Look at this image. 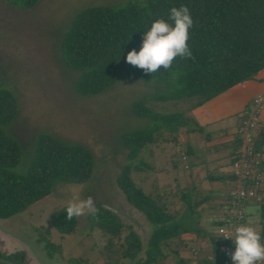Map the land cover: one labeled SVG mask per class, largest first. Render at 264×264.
Instances as JSON below:
<instances>
[{
    "label": "trees",
    "instance_id": "trees-1",
    "mask_svg": "<svg viewBox=\"0 0 264 264\" xmlns=\"http://www.w3.org/2000/svg\"><path fill=\"white\" fill-rule=\"evenodd\" d=\"M5 1L19 10H29L39 0ZM182 5L190 9L194 21L189 30L193 58L177 57L171 69L161 68L148 74L129 64L127 55L132 50L139 53L144 34L152 23L161 18L173 23L168 20L170 10ZM60 49L63 62L78 73L74 89L80 96H96L124 79L155 88L153 93L132 104V112L146 120L142 130L122 135L129 159L115 180L127 203L148 223L149 234L142 241L132 227L122 223L118 213L95 205L96 214L88 213L86 218L88 231L99 233L105 240L98 256L106 264H159L166 258L174 260V257L177 259L173 264H221V251L226 243L219 236L211 232L203 234L199 229L201 211L197 210H201L208 196L191 204L187 193H184L185 205L181 211L168 212L157 187L145 192L131 179L132 171L140 170L141 165L146 164L140 160L139 164L130 163L141 151L149 150V146L159 140L169 142L193 132L201 134L206 141L211 139L193 117H184L178 112H154L146 106V102L189 101L193 103L192 111L229 89L255 80L264 69V0H145L143 3L129 2L116 6H88L70 20L61 38ZM249 106L239 118L237 130L232 134L233 140L222 142L224 147L231 149L227 164L239 156L241 139L237 131L246 118ZM16 111L14 95L0 80V220L20 214L33 203L48 197L57 184L85 183L94 168L93 155L85 146L65 143L49 134L39 133L34 137L27 164L25 162L26 165H22L24 168L19 171L21 147L17 140L6 134ZM223 134L228 135L226 132ZM252 136L256 151L264 155V125L259 122V128L252 130ZM177 143L179 150L172 155V166L176 167L181 157L186 156L189 159L186 171L191 172L193 162L190 158L195 154L194 150L186 142ZM228 166L223 172L205 171L203 179L218 181L226 189L232 188L229 183L234 184L235 176L228 172ZM257 173L262 177L259 192L263 201L257 205L256 223L261 241H264V164ZM187 175L191 178L190 174ZM210 192L213 194L215 191ZM228 193L224 192L219 200L222 201L218 205L220 210L230 203ZM68 206L51 214V225L61 237L73 233L75 228V217L71 220L67 218ZM255 214L250 212L247 216ZM212 223L222 224L218 218ZM199 236L202 239L205 237L207 246H192ZM39 240L47 253L59 250L60 246L52 244L48 238L42 236ZM182 244H191L189 256L177 255ZM17 254L7 259L23 264L24 257ZM66 264L88 263L85 258L77 257Z\"/></svg>",
    "mask_w": 264,
    "mask_h": 264
},
{
    "label": "rangeland",
    "instance_id": "rangeland-1",
    "mask_svg": "<svg viewBox=\"0 0 264 264\" xmlns=\"http://www.w3.org/2000/svg\"><path fill=\"white\" fill-rule=\"evenodd\" d=\"M143 1L39 0L31 9L19 10L5 0H0V80L12 92L17 104L15 117L6 134L17 140L21 147L19 171L30 158L28 156L34 137L39 133L49 134L65 143L83 145L91 151L94 160L93 174L85 183L57 184L48 197L33 203L20 214L0 220V257L7 259L17 252V256L24 257L23 264H66L68 260L77 257L85 258L88 264H106L98 256L105 240L99 233L88 231L87 214L75 218L74 232L69 235L61 237L51 225L53 212L69 205L74 198L83 200L89 196H93L95 205H102L118 213L125 226L132 227L142 241L146 240L149 234L148 223L127 203L115 180L129 159L122 135L141 129L146 120L132 112V104L153 93L155 88L124 79L96 96H80L74 89L78 73L66 66L60 49L61 38L70 20L83 8ZM192 105L189 101L146 102V106L154 112H178L184 117H193L190 110ZM221 123L226 126V132L231 131L227 120ZM232 129L236 131L237 127ZM225 138L212 136L206 141L201 134L193 132L169 142L156 141L149 146V150L141 151L130 163L139 164L140 160L146 164H142L140 170L132 171L131 179L145 192L157 187L161 202L171 213L179 212L184 207V193H187L191 204L208 196L201 210H197L201 211L199 229L203 234H215L218 227L212 221L220 215L218 205L224 193L219 191V196L215 190L216 187L218 190H225L226 187L200 178L199 171L203 170H198V166H202L199 161L193 164L195 171L191 169V172L181 170V161L173 167L172 155L179 150L177 142H186L195 153L191 161L197 156L206 158V162L212 154L219 156L227 150L222 143ZM205 166L209 170L210 164ZM187 174L195 179L189 178ZM212 188L215 189L213 194L210 192ZM257 208L247 207L246 211L256 213L248 226L259 232ZM42 236L60 246L59 252L47 253L46 247L39 240ZM205 241V237L202 239L199 236L192 246H207ZM190 245L182 244L177 255L189 256ZM174 260L166 258L165 262L159 261V264H173Z\"/></svg>",
    "mask_w": 264,
    "mask_h": 264
},
{
    "label": "clouds",
    "instance_id": "clouds-1",
    "mask_svg": "<svg viewBox=\"0 0 264 264\" xmlns=\"http://www.w3.org/2000/svg\"><path fill=\"white\" fill-rule=\"evenodd\" d=\"M168 20L173 23H169L163 18L157 19L152 23L150 29L144 34L142 47L139 53H137L136 50H132L127 55V62L129 64L143 69L145 74H148L156 73L161 70V68L164 70L171 69L173 62L177 57L181 59L193 58L189 46V30L194 25L190 9L186 5H182L179 8L172 7L168 15ZM258 96L253 98L247 112L250 111L254 99ZM263 105L257 114L258 125V117ZM235 132L236 131H234V133ZM188 160L189 159L186 156L181 157V170L186 171L188 169ZM262 164H264L263 157ZM229 184H231L229 187H233L234 185L232 183ZM229 190L230 189H226V194ZM252 206L257 207L256 204L250 205L249 207ZM66 211L68 220H71L73 217L78 219L88 213L95 215V199L93 196H89L87 199L83 200L74 198L73 201L70 202ZM221 211L222 214L219 215L220 217L223 215L225 209L223 208L220 212ZM249 213L250 212H248V214ZM220 217L216 218L219 219ZM216 218H214V220ZM251 218L252 216H248V223H250L249 219ZM216 226L218 227L219 225ZM215 235H217V231ZM224 239L234 240L235 251L230 253L233 264H264V243H261V236L254 227L246 224L237 225L235 226L234 234L232 236H225Z\"/></svg>",
    "mask_w": 264,
    "mask_h": 264
},
{
    "label": "built area",
    "instance_id": "built-area-1",
    "mask_svg": "<svg viewBox=\"0 0 264 264\" xmlns=\"http://www.w3.org/2000/svg\"><path fill=\"white\" fill-rule=\"evenodd\" d=\"M263 104L264 97L258 96L254 99L252 108L246 113V118L237 131L241 136L239 156L228 166V172L235 176V181L227 196L230 203L219 218L222 224L217 229V236L226 243L221 251L223 253L221 264H233L230 253L235 251L234 240L224 239V237L232 236L235 226L247 225L248 213L246 208L253 204L258 205L263 201V195L259 192L262 177L257 173L261 167L263 155L258 150L256 151L252 136V130L254 131L259 127L257 114Z\"/></svg>",
    "mask_w": 264,
    "mask_h": 264
},
{
    "label": "crops",
    "instance_id": "crops-1",
    "mask_svg": "<svg viewBox=\"0 0 264 264\" xmlns=\"http://www.w3.org/2000/svg\"><path fill=\"white\" fill-rule=\"evenodd\" d=\"M258 95L264 97V69L258 73L255 80L248 81L241 86L227 90L221 95L206 102L202 106L192 110L191 115L196 120V122L201 125L205 131L209 133V135H211L210 138L212 136L223 138L226 137L224 142H228L230 139L233 140L234 138L232 135L234 133L232 128L237 127L239 124V118L248 107L251 99ZM226 120L229 122V126L231 127L230 132H226V126L221 123V121ZM259 122L261 125H264V105L259 114ZM225 132L228 133V135H224L223 133ZM230 154L231 149L227 148V150L222 152L219 156L212 154V157H210L206 162V158L203 159V157L194 156L192 160L195 162L193 161V164H195L196 161H199L202 164V166H198V170H203L202 172L199 171L201 174L199 177H204L206 171L205 169H207V166H205L206 164H210L209 170L218 172L227 170V163L229 162L228 156ZM216 165V168L213 167ZM192 169L195 171V168ZM191 177L195 179L194 176L191 175ZM212 183L218 184L220 186V182L218 181ZM212 190L215 189L212 188ZM215 191H217L218 194H220L219 191L226 192V190L223 189L218 190V187H216Z\"/></svg>",
    "mask_w": 264,
    "mask_h": 264
},
{
    "label": "water",
    "instance_id": "water-1",
    "mask_svg": "<svg viewBox=\"0 0 264 264\" xmlns=\"http://www.w3.org/2000/svg\"><path fill=\"white\" fill-rule=\"evenodd\" d=\"M0 264H17L11 260L0 257Z\"/></svg>",
    "mask_w": 264,
    "mask_h": 264
}]
</instances>
